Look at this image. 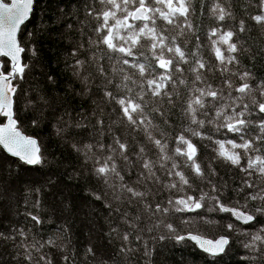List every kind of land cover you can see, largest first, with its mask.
Returning a JSON list of instances; mask_svg holds the SVG:
<instances>
[{"label":"snow or ice","instance_id":"snow-or-ice-1","mask_svg":"<svg viewBox=\"0 0 264 264\" xmlns=\"http://www.w3.org/2000/svg\"><path fill=\"white\" fill-rule=\"evenodd\" d=\"M33 9L34 0H0V57L10 58L7 73L0 64V119L7 120L0 126V146L39 171L50 162L48 151L43 142L21 133L14 111L23 92L13 80H24L29 67L22 62L27 41H20L19 34ZM81 9L84 19L77 21L79 39L68 50L73 58L69 67L84 82L80 94L87 90L94 107L90 112L82 108L75 113L70 106L59 115L53 111V128L81 157L69 179L95 180L97 189L88 192L105 201V235L119 242L110 250L102 243L90 244L83 264H108L113 256L130 258L137 251L150 264L153 245L188 240L217 264L215 258L230 249V234L237 227L221 224L226 234L205 239L194 234L197 223L214 225L209 214H229L255 226L257 217H264V77L240 66L241 55L249 52L241 34L249 33V22L264 28V0H251L238 22L219 0L206 30L189 17L206 14L208 5L192 0H82L77 11ZM101 59L115 61L112 73ZM49 81L54 82L51 76ZM24 98L36 117L33 125L39 127L37 104L54 106L42 96ZM89 128L86 138L72 136V129ZM214 164L237 169L240 185L233 188L218 177ZM4 168L8 174L19 173L12 162ZM53 176L42 173L32 207H41L48 190L58 194ZM24 215L34 225L43 223L39 212ZM243 236L241 246L248 250L244 264H264V227ZM0 239L13 245L9 258L0 254V264H81L78 253L65 254L55 235L37 239L30 227H16L11 235L0 232ZM136 241L140 244L132 246Z\"/></svg>","mask_w":264,"mask_h":264},{"label":"trees","instance_id":"trees-1","mask_svg":"<svg viewBox=\"0 0 264 264\" xmlns=\"http://www.w3.org/2000/svg\"><path fill=\"white\" fill-rule=\"evenodd\" d=\"M82 0H34V9L30 20L22 26L19 34L20 41H27L22 46L26 47V52L22 54V62L29 65L25 71V78L22 81L14 80V85L19 84V89L23 94L14 105V111L18 110V127L27 135L35 137L38 142H43L48 151L49 163L41 170L33 169L22 164L19 160L13 159L0 150V232L11 235L16 227H30L32 235L37 239L47 240L51 236H56L57 244L65 251V254L78 253L83 264L84 249L90 244L98 247L103 244L104 249L119 247L118 241H111L105 235L108 231V210L105 201L96 200L94 195L89 194L88 189L96 190L97 185L94 179L85 182L82 178L69 179L71 173L77 170L81 157L67 144L63 143L55 135L52 120L53 111L57 115L65 108L79 113L81 109L90 112L94 105L89 99V92L86 90L80 94L84 82L73 75L69 65L72 64V56L69 49L72 48L79 39V32L76 30L77 21L84 19ZM193 4L207 3L208 11L194 13L189 17L198 29H207L214 19V9L219 0H192ZM251 0H224L225 5L237 18V22L242 11L248 7ZM219 23V21H216ZM70 25L71 27H68ZM249 33L241 34L246 48L249 52L241 55V67L247 66L258 76L264 77V28L249 22ZM31 34V36H29ZM34 50V51H33ZM194 50V49H193ZM255 58H251L252 54ZM97 57H103V52L97 51ZM92 59L91 53L88 54ZM84 59V56H80ZM108 71L113 72L115 61L109 62L101 59ZM3 71L10 70V62L3 59ZM49 76L54 82L49 81ZM89 83H98L90 81ZM30 97L36 101L38 97H43L53 108H48L43 103H38L36 115H39L41 124L39 127L33 125L35 117L33 110L25 107L29 102L24 97ZM100 97H96L99 99ZM79 117H76L78 119ZM2 120V119H1ZM91 131L83 129H72V136L86 138ZM211 155V152H209ZM6 162H12L19 168L17 174L13 171L8 174L4 168ZM218 177L230 182L232 187L240 185L241 173L234 167H226L224 164H214ZM47 172L53 175L58 181V194L53 196L48 194V190L41 198V207L34 208L32 202L37 199L34 189L42 183V173ZM234 173V174H233ZM101 191H104L101 186ZM96 191L95 194H101ZM29 193H32L29 195ZM228 196H235V193L228 191ZM66 198V199H65ZM26 199L29 201L26 203ZM235 203V200H233ZM259 205L260 202H249ZM65 205H69L65 207ZM25 212H39L43 221L41 225H34L30 218H26ZM208 218L215 221L214 225H200L198 234L210 238L226 234V230L220 225L224 223H234L237 231L231 233L232 243L230 249L225 254L218 256L217 264H244L243 257L248 250L241 244L245 237L243 232L255 231L256 227H264V217H257L258 225H245L236 222L229 214H209ZM66 225L67 232L60 231V226ZM147 235L145 239H147ZM136 241L134 245H139ZM13 245L11 242L0 239V254L5 259L11 256ZM107 261V256L104 257ZM184 260L186 264H211L210 258L200 251L190 240L182 245L169 242L164 246V242H159L152 246L150 264H180ZM148 264L143 254L139 251L133 253L130 258L113 256L108 264ZM90 264H98V261H91Z\"/></svg>","mask_w":264,"mask_h":264},{"label":"water","instance_id":"water-1","mask_svg":"<svg viewBox=\"0 0 264 264\" xmlns=\"http://www.w3.org/2000/svg\"><path fill=\"white\" fill-rule=\"evenodd\" d=\"M2 59H7V60H9L10 61V58H7V57H0V64H2L3 65V63H2ZM13 82H14V80H13ZM7 122V120H6V118H5V120L3 121V123H0V126H2L3 124H5ZM22 133V132H21ZM23 135H25L24 133H22ZM27 136V135H26ZM28 136H30V135H28ZM31 137H33V136H31ZM33 138H35V137H33ZM36 139V138H35ZM0 148L2 149V151L5 153V151L3 150V148H2V146H0ZM6 154V153H5ZM7 155V154H6ZM13 158V157H12ZM13 159H16V158H13ZM18 160V159H17ZM234 218V217H233ZM235 219V218H234ZM239 222V221H238ZM240 223H242V222H240ZM203 238H205V237H203ZM205 239H209V238H205ZM191 242H193V241H191ZM194 244H195V242H193ZM196 245V244H195ZM197 246V248H198V245H196ZM199 249V248H198ZM200 250V249H199ZM200 251H202V250H200Z\"/></svg>","mask_w":264,"mask_h":264},{"label":"bare ground","instance_id":"bare-ground-1","mask_svg":"<svg viewBox=\"0 0 264 264\" xmlns=\"http://www.w3.org/2000/svg\"><path fill=\"white\" fill-rule=\"evenodd\" d=\"M247 47V46H246ZM1 150V149H0Z\"/></svg>","mask_w":264,"mask_h":264}]
</instances>
